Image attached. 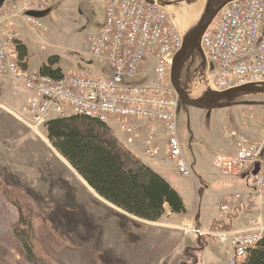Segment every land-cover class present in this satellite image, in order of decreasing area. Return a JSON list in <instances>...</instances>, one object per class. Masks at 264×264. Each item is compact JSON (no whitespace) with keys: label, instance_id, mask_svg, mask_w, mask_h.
I'll list each match as a JSON object with an SVG mask.
<instances>
[{"label":"rangeland","instance_id":"rangeland-1","mask_svg":"<svg viewBox=\"0 0 264 264\" xmlns=\"http://www.w3.org/2000/svg\"><path fill=\"white\" fill-rule=\"evenodd\" d=\"M227 1L218 0L219 6ZM33 2L54 8L44 17L51 31L30 22L26 25L34 39L35 71L42 68L44 57L55 53L62 56L59 67H64L69 75L82 71L84 60L88 64L98 63L92 40L108 24V0ZM167 2L173 5L180 20L187 10L199 8L197 21L184 25L181 20L188 34L192 25L204 20L210 8V0ZM4 26L0 22V31ZM24 33L23 37L27 34ZM101 69L110 77L114 75L110 63L100 64ZM215 71L211 60L207 63L200 50L188 57L183 70L184 81L195 97L203 98L213 90ZM14 84L18 89L15 80ZM18 90L15 92L23 94ZM3 101L8 109L0 107V174L4 181L0 189V264H234L230 247L220 237L202 238L203 241L196 238L199 236L189 230L198 226L194 221L171 215L161 222L150 223L112 204L86 182L57 148L50 138L49 126L40 134L19 118L18 114L28 104L20 107L8 97ZM235 102L232 107L215 110L187 107L184 103L181 133L197 175L189 177L181 172L177 162L166 161L178 165L179 171L173 177L176 187L184 192L191 211L203 216L202 227L213 231L220 229V223L230 224L234 218L235 213L232 219L226 218L222 205L231 203L236 207L240 200L235 195L247 193L254 185L250 176L225 172L226 160L238 153L237 143L227 136L229 129L237 128L257 139L264 138V93H246ZM113 126L132 147L121 122L115 121ZM138 129L141 132L143 127L138 126ZM156 144L162 154L155 159H160L165 148L159 139ZM169 149L170 144L166 150ZM250 197L245 194L243 199ZM21 207L37 228L36 260L29 256L18 233L22 226ZM254 207L260 214V196ZM173 227L177 231L170 229Z\"/></svg>","mask_w":264,"mask_h":264},{"label":"built area","instance_id":"built-area-1","mask_svg":"<svg viewBox=\"0 0 264 264\" xmlns=\"http://www.w3.org/2000/svg\"><path fill=\"white\" fill-rule=\"evenodd\" d=\"M25 2V9H5L0 15L5 25L0 31V106L7 108L3 96L12 79L18 89L32 94L19 118L40 134L56 119L86 115L111 126L120 121L130 144L136 145L140 136L137 121H160L167 125L170 137L166 161L177 162L183 174L196 176L181 133L184 101L174 81L188 33L167 0H110L108 24L92 41L96 65L110 63L114 75L88 67L63 79L27 67L22 57L19 18L25 15L37 28L51 31L43 18L30 14L49 7ZM204 46L216 70L213 90L227 92L264 84V0L231 2L207 32ZM227 136L237 143L238 153L226 160L225 172L254 180L262 212L247 227L213 231L198 225L189 230L200 238L220 237L230 247L233 263L241 264L264 241V138L233 127ZM158 139L156 133L150 139L149 153L154 158L162 154ZM223 211L231 218L233 204H225Z\"/></svg>","mask_w":264,"mask_h":264},{"label":"trees","instance_id":"trees-1","mask_svg":"<svg viewBox=\"0 0 264 264\" xmlns=\"http://www.w3.org/2000/svg\"><path fill=\"white\" fill-rule=\"evenodd\" d=\"M22 57L28 66L30 47L21 42ZM197 50H193L191 55ZM202 53V52H201ZM62 56H53L43 72L63 79L59 67ZM50 138L87 181L106 199L121 209L149 221L159 222L170 211L188 214L189 206L183 193L165 175L143 160L116 129L100 118L78 115L60 118L49 124ZM4 181L0 174V189ZM18 233L29 256L38 258L35 244L37 228L25 208ZM220 228H235L225 222ZM247 264H264V241L252 251Z\"/></svg>","mask_w":264,"mask_h":264},{"label":"crops","instance_id":"crops-1","mask_svg":"<svg viewBox=\"0 0 264 264\" xmlns=\"http://www.w3.org/2000/svg\"><path fill=\"white\" fill-rule=\"evenodd\" d=\"M109 2L110 0H108V8H109ZM173 6V5H172ZM171 6V10L173 11V13H175V11L173 10ZM26 7V4H25V1L24 0H9V2L7 3V6H6V10H15L17 8H20V9H25ZM49 10H54V8H49ZM109 11V9H108ZM176 14V13H175ZM178 15V14H176ZM21 26H22V31H23V34H25L24 32H26L27 34L24 36V43H26L29 47H30V51H31V55L30 57L28 58V66L29 68L34 69V58H35V52H34V48H33V45H32V42H33V37L30 36L29 32L26 30L27 28V24H29L28 20H27V17L25 15H23L21 18ZM44 19V18H43ZM199 25V24H198ZM198 25L196 26H193L192 25V28H196ZM192 29V30H193ZM58 54L55 53V54H52V55H49V56H46L44 57L43 59V64H42V68L40 69V72H43V69L44 67L46 66V64L50 63L51 59L53 56H57ZM62 67V66H61ZM93 68L94 71H97L99 70L98 68V65H94L93 62L92 63H87L86 60H84V62L82 63V70H84L85 68ZM64 68V67H62ZM65 69V68H64ZM66 71V70H65ZM67 73V72H66ZM68 75V74H67ZM15 84H14V80L10 79L8 81V88L6 89L5 91V94H4V97L3 98H10L11 101H13L16 105L20 106V107H24L25 105H27L29 102H30V99L32 97V94L29 93V92H25V91H20V92H23V94H18L17 91H19L18 89L15 88ZM15 90H17L15 92ZM1 107V106H0ZM3 108V107H2ZM11 113V111H9ZM13 114V113H12ZM137 124L138 126H142L143 127V130L140 132V136H139V141H138V144L136 145H132V149L143 159L145 160L148 164H150L151 166H153L155 169H157L159 172H161L163 175H165L170 181L173 182V184L175 185V182L173 180V177H174V173L178 170L179 171V168H178V165L177 164H167L166 163V158L169 154V151L166 150V148H168V145L170 144V137H169V132H168V127L166 124L160 122V121H137ZM144 124V125H143ZM157 131V134H158V137H159V143L161 144V146H163L165 148V152L163 153V156L160 158V159H155L153 158L150 153H149V150H150V138L152 137V135ZM195 144V143H193ZM237 151H238V148H237ZM65 156V155H64ZM66 157V156H65ZM66 159L72 164V162L66 157ZM77 169V168H76ZM82 175V174H81ZM83 176V175H82ZM234 176H239L240 175H234ZM84 177V176H83ZM241 177H244V176H241ZM249 177V176H248ZM85 178V177H84ZM86 179V178H85ZM250 179V178H249ZM87 180V179H86ZM203 185L205 186V178L203 179ZM91 185V184H90ZM92 186V185H91ZM176 186V185H175ZM252 189H250L247 193V195H250L251 197L248 198V199H243L245 197V194L244 193H239L238 195L240 194H244L243 198H239L238 195H235L236 196V199L239 201L240 200V203H238L236 205V207H234L235 211V215L231 218V225H233L235 228H241V227H247L251 220L256 217L257 215L256 214H259V213H256V211L254 210V206L256 204V201H257V196H259L257 193H256V189H255V186L252 185ZM93 187V186H92ZM209 189H211L210 186H208ZM97 191V190H96ZM181 191V190H180ZM184 195V192L181 191ZM100 194V193H99ZM101 195V194H100ZM185 196V195H184ZM261 197V196H260ZM186 198V196H185ZM262 199V198H261ZM187 200V198H186ZM244 200V201H242ZM109 201V200H108ZM112 203V202H111ZM187 203H188V200H187ZM114 204V203H112ZM241 204H243V207L240 208ZM225 204L222 205L221 209L223 211V206ZM117 206V205H116ZM189 206V205H188ZM234 206V205H233ZM120 208V207H118ZM240 208V209H239ZM121 209V208H120ZM253 209V210H252ZM262 209H263V205H262V208H261V212H262ZM224 212V211H223ZM258 212V211H257ZM131 214V213H130ZM171 215H175V216H178L182 219H185V220H190V221H194L197 225L199 226H203V216L200 215L199 213L195 214L191 211L190 207H189V213L188 214H177L173 211H170L169 214L166 216H171ZM135 216V215H134ZM137 217V216H136ZM165 217V218H166ZM140 218V217H138ZM164 218V219H165ZM141 219V218H140ZM163 219V220H164ZM142 220L144 221H148L150 223H153L154 221H149V220H145L142 218ZM161 220V221H163ZM224 220L223 219H218L217 221H222ZM159 221V222H161ZM216 221V222H217ZM154 223H158V222H154ZM216 224V223H215ZM174 231H177L176 228H170ZM197 239H202L200 237H196ZM203 241V239H202ZM229 252H230V249H229ZM230 256L232 257V260L235 258L233 254H231L230 252ZM247 264V263H245Z\"/></svg>","mask_w":264,"mask_h":264},{"label":"water","instance_id":"water-1","mask_svg":"<svg viewBox=\"0 0 264 264\" xmlns=\"http://www.w3.org/2000/svg\"><path fill=\"white\" fill-rule=\"evenodd\" d=\"M233 1L235 0H228L220 7L218 0H210V8L206 17L188 34L186 47L177 58L174 70V81L187 107H196L203 110L221 109L236 105L235 100L243 94L264 93V84H252L227 92L211 90L205 97L198 98L192 94L185 84L183 70L189 55L194 49H200L206 59V62L209 63V57L204 46L205 36L215 24L222 11ZM8 2L9 0H0V12L6 7ZM52 12L53 10H34L31 11L30 14L44 18Z\"/></svg>","mask_w":264,"mask_h":264},{"label":"bare ground","instance_id":"bare-ground-1","mask_svg":"<svg viewBox=\"0 0 264 264\" xmlns=\"http://www.w3.org/2000/svg\"><path fill=\"white\" fill-rule=\"evenodd\" d=\"M4 11H2L1 13H0V15L3 13ZM198 17H199V8H194V9H189V10H187V12L183 15V17L181 18V20H182V22H184V25L186 24V25H189V24H192V23H194L195 21H197V19H198ZM185 28V30L187 29V27L185 26L184 27ZM199 93V92H198ZM201 93V92H200ZM86 182L88 183V184H90L87 180H86ZM91 186V185H90ZM92 187V186H91ZM95 191H96V189L94 188V187H92ZM96 192H98V191H96Z\"/></svg>","mask_w":264,"mask_h":264}]
</instances>
